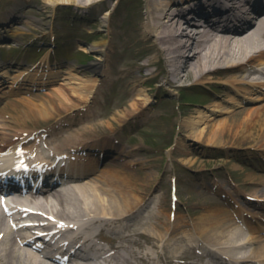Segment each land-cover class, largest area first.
I'll use <instances>...</instances> for the list:
<instances>
[{"label": "bare ground", "instance_id": "obj_1", "mask_svg": "<svg viewBox=\"0 0 264 264\" xmlns=\"http://www.w3.org/2000/svg\"><path fill=\"white\" fill-rule=\"evenodd\" d=\"M59 2L68 6L74 4V0ZM88 2L101 3L104 7L109 1L87 0L78 3V7H86ZM214 8L220 12L213 13ZM7 11L5 18L0 21V41L7 35L13 37L21 33L18 28H14L18 20L17 12L19 13L20 10ZM13 15L16 19H10ZM223 15H225L224 18H222ZM106 22V18L101 19L102 26H105ZM130 34L142 49V54L135 53L133 62V66L140 70L141 76L128 75L132 88L142 85L145 80L160 76L164 83L174 88L218 82L223 92H228L226 102L232 103L230 106L219 102L217 96L212 104L211 110L216 113L220 110L230 112L228 117L219 120L220 128H209L218 120L216 121V117L211 114L209 116H212V119H207L209 116L206 117L205 113H200L184 121V124L192 129L189 135L186 133L189 138L196 141L198 138H222L228 134L229 129L239 125L251 132L249 135H253L252 130L256 127H264V81L256 78L264 77V0H142L137 4L135 26ZM107 44L106 40H102L92 46V52L97 56L96 60L90 64L93 70L92 76L83 79L78 76L77 70L73 67L69 73V83L73 85H70L68 90L73 91L71 94L81 99L82 103L77 107L84 106V109L88 111L87 115L93 111L90 106L92 98L96 97L98 102L104 93L101 81H104L108 73L102 74V63L103 57L106 60ZM158 64L160 68L155 70L154 66ZM44 71V68L35 70L22 68L21 72L17 71L19 73L14 76V84L19 83L23 77L24 79L22 84L15 85L14 90L28 91L39 86L37 80L41 77L40 75L49 73L47 70ZM6 72L3 64L0 63V98L7 92L5 90L7 79L4 78L7 76ZM51 80L52 78H45L41 83L47 84ZM52 94L59 96L55 90ZM148 94L145 91L137 92L134 100L128 104L134 109L131 113L137 109L142 113L148 108L150 102ZM245 100L248 101L245 102ZM253 101L257 104H247ZM121 103L120 99L115 101V105ZM37 105H40L36 107L40 113L33 119H37L40 114L44 117V112L50 114L53 112V109L45 110L44 102H39ZM232 105H235V108H231ZM58 116L56 117L58 127L66 126L63 120L66 115ZM124 117H127L126 113L117 112L110 116L99 113L97 125L102 128L112 126L114 123H121ZM23 119L25 120V118L17 117L16 125L15 123L6 125L11 133L0 132L2 133L1 151L8 148L16 149L20 146L26 149L41 147L40 136L43 137L44 133L34 138L33 144L26 146L32 141L30 136L35 131H28L21 127ZM209 120L212 122L209 123ZM203 123L208 124L199 128L198 126ZM90 129L92 128H85V131H81L80 134L72 131L64 138H53L54 142H60H56L57 149L59 147L63 152L73 151L71 153L76 156L75 159L80 155L81 164L72 161V165L82 168L76 169L77 167L74 166V170L69 171L64 177L66 179H62L61 187L48 184L26 198L60 219L80 220L88 216L87 225L78 223L68 230L70 233H75L77 239L93 240L94 237L104 234L106 229L112 230L111 235L114 236L110 239L112 247L95 246L97 256H85L83 264H165V262L170 264L175 257L169 254L167 249L179 241L189 243L190 240L188 232H180L183 223L170 226L167 233L164 231L165 223L160 220L162 211L156 210V206L150 210L149 214L151 218H154L153 220L147 216L139 226L131 223V216L138 211L139 207L143 203H146L144 206L149 204L145 200L147 197L144 196L150 192L148 180L144 179L143 183L134 177L124 175L122 172L126 170L122 171V164L125 162L128 166L133 163L131 152L122 151L116 145L117 138L111 135L101 139L82 138L84 134L91 132ZM231 133L234 136L238 135L236 132V134ZM50 135L51 132L47 137ZM46 139L45 143L53 142L50 137ZM96 143L101 144L98 147L99 144L96 145ZM108 152L112 153L110 157L118 158L116 159L118 162L96 175L95 173L100 170L98 168L100 154L106 155ZM123 156H130V159L122 160ZM256 196L262 197L258 194ZM261 204L258 201V205ZM157 208L159 209V206ZM245 213L256 215L253 211H245ZM241 217L240 222L248 228V233L238 228L240 222L237 219L239 218L231 214L220 216L216 212L207 211L197 218V221L190 222L194 235L203 242L201 249L204 253L200 255V260L205 259L210 253L214 255L213 251L209 252L211 244L220 252L214 255L215 262L206 260L202 264L229 263L221 260L225 259L221 253L229 254L233 264H264V226L255 225V222L247 216L241 215ZM122 227L126 228L123 232ZM176 230L179 233L174 235ZM1 231H5V234L0 238V264H48L38 253L31 254L19 250L11 234L7 233V225L2 222H0ZM136 236L139 239L135 238ZM129 243L138 245L141 250L132 249ZM145 243H148L150 248L147 249ZM247 244L250 248L243 251ZM159 248H163V251L157 252ZM192 257L196 256L192 253ZM191 264L197 263L193 261Z\"/></svg>", "mask_w": 264, "mask_h": 264}, {"label": "rangeland", "instance_id": "obj_2", "mask_svg": "<svg viewBox=\"0 0 264 264\" xmlns=\"http://www.w3.org/2000/svg\"><path fill=\"white\" fill-rule=\"evenodd\" d=\"M53 1L0 0V21L7 15V10L19 9L14 28L21 31L13 37L7 35L4 42H0V63L8 66L10 62H17L8 67L7 74L10 76L7 79V93L0 99V132L11 133L6 125L9 123L16 125L17 117H22L25 120L23 119L21 127L27 130L44 128L54 130L50 137L52 141L53 138H64L72 131L80 134L85 128H92L91 132L83 135L82 138L85 139H101L107 135L117 138L116 144L120 149L133 155L131 165L126 166L125 162L122 164V171L126 170L122 173L143 183V180L147 179L150 189L148 194H144L149 204L144 206L146 203H143L139 207L131 216V223L139 226L147 216L151 218L150 210L156 206V210L162 211L160 220L165 223L164 231L168 233L170 226L183 223L180 232H188L189 244L196 245L192 250L187 241H179L170 246L167 250L175 257L170 264H191L189 260H200V250L196 248H199L201 243L194 235L190 222L197 221V218L207 211L225 216L234 210L240 212L241 208L245 207L247 210H254L259 217H264L263 209L248 199L255 193L264 196V127H256L252 130L253 135H249L251 132L239 125L229 129L227 137L192 140L186 135L192 129L186 126L184 121L200 113H205L206 117L211 114L218 121L209 128L219 129V120L230 114L229 111L220 110L221 112L216 113L211 110L215 96L226 106L232 104L226 102L228 92H223L218 82L196 84V87L200 85L201 90L192 86L174 88L164 83L158 76L154 79H143L145 82L137 87L132 88L130 85L128 75L141 76L140 70L133 66V62L135 53L142 54V49L140 44H136V39L130 32L135 26L137 4L142 0L110 1L109 14L103 11L101 3L90 9L81 10L78 3L87 0H74L71 6L60 3L62 0ZM86 10L90 11V17L83 18ZM15 17L13 15L10 19H16ZM104 18L107 22L102 26L101 19ZM55 40L60 43L56 50L59 66L52 68L53 72L50 74L52 80L31 91L26 89L14 91L12 80L17 71L20 72L19 68L27 67V61L35 62V65L43 60L49 61L50 51L54 53ZM102 40L108 42L106 60L103 57L102 74L108 75L101 81L104 87L103 95L98 102L96 97L92 98L90 106L93 111L87 115L88 111L84 106L77 107L82 103L81 99L71 94L73 91L68 90V87L73 85L69 83L68 77L72 67L83 79L92 76L90 64L97 57L92 52V46ZM83 49H87V52H83ZM1 54L6 60L1 58ZM42 54L44 55L40 56ZM159 68V64L154 66L155 70ZM52 89L57 91L59 96L52 94ZM65 89L67 90L64 91ZM138 91L149 93V106L142 113L138 109L131 113L134 109L128 104H131ZM117 99L122 102L120 105H115ZM39 102L45 103V110L53 109L52 115L44 112V117L47 118L40 114L37 119H33L40 113L36 109L40 106L37 105ZM231 108H235V105ZM117 112L127 114L121 123L103 128L97 125L99 113L110 116ZM60 114L66 115L63 118L66 126L53 127ZM90 114L93 116H89ZM210 122L212 120H209ZM206 124L208 123L198 127ZM231 132L238 135L234 136ZM56 142L50 144L57 148ZM109 155L101 161L98 166L100 170L95 173L96 175L118 162L116 160L118 158ZM129 157L123 156L122 160L130 159ZM175 195L177 206L173 208ZM232 205H235V209H232ZM173 212L176 215H173ZM121 229L122 232L126 230L124 227ZM177 233L178 230L174 235ZM135 238L139 239L138 236ZM145 244L147 249L150 248L148 243ZM129 245L132 249L141 250L138 245L132 243ZM248 248L250 245L247 244L242 250ZM156 251H163V248ZM192 253L196 257H192ZM226 255L229 256L227 253Z\"/></svg>", "mask_w": 264, "mask_h": 264}]
</instances>
